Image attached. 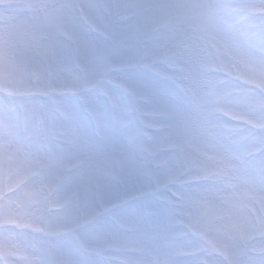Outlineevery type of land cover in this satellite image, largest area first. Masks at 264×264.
I'll return each instance as SVG.
<instances>
[{
  "label": "clouds",
  "instance_id": "clouds-1",
  "mask_svg": "<svg viewBox=\"0 0 264 264\" xmlns=\"http://www.w3.org/2000/svg\"><path fill=\"white\" fill-rule=\"evenodd\" d=\"M0 264H264V0H0Z\"/></svg>",
  "mask_w": 264,
  "mask_h": 264
}]
</instances>
